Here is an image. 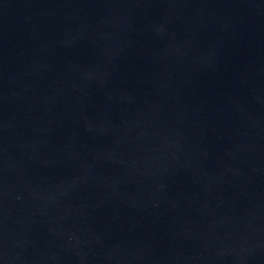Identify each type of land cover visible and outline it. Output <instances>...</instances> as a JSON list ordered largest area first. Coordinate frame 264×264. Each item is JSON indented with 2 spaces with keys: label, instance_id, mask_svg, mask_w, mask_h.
<instances>
[{
  "label": "water",
  "instance_id": "1",
  "mask_svg": "<svg viewBox=\"0 0 264 264\" xmlns=\"http://www.w3.org/2000/svg\"><path fill=\"white\" fill-rule=\"evenodd\" d=\"M0 264H264V0H0Z\"/></svg>",
  "mask_w": 264,
  "mask_h": 264
}]
</instances>
